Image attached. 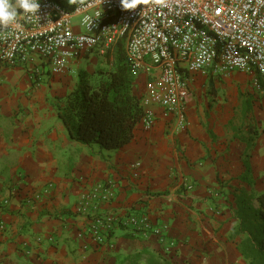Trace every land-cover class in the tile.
Here are the masks:
<instances>
[{"label": "crops", "instance_id": "obj_1", "mask_svg": "<svg viewBox=\"0 0 264 264\" xmlns=\"http://www.w3.org/2000/svg\"><path fill=\"white\" fill-rule=\"evenodd\" d=\"M59 1L71 7L75 0ZM93 54L64 75H43L39 83L27 68L0 67V264H123L144 250L173 264H250L234 216L235 195L252 191L241 180L247 150L241 129L250 122L236 126L238 110L219 104L209 107L208 116L198 95L215 79L250 75H194L184 123L157 105L142 75L137 89L146 96L145 109L155 113L153 127L146 131L141 122L128 145L101 150L72 140L62 120L65 99L78 82L73 72ZM256 114L264 123V102ZM250 154L254 192H264L255 189V166L264 170V135ZM185 178L195 184L190 193ZM99 182L113 184L114 200L94 204L89 215L79 213L83 194ZM48 185L53 187L44 193ZM214 190L221 192L220 201L212 198ZM108 214H146L175 247L166 250L155 239L117 227L108 238L114 248H100L88 223Z\"/></svg>", "mask_w": 264, "mask_h": 264}, {"label": "built area", "instance_id": "obj_2", "mask_svg": "<svg viewBox=\"0 0 264 264\" xmlns=\"http://www.w3.org/2000/svg\"><path fill=\"white\" fill-rule=\"evenodd\" d=\"M132 2L135 9L124 10L120 0H75L69 10L59 0H41L38 15L21 12L14 26L0 30V67L27 68L39 83L49 72L64 75L94 52L108 54L124 44L132 76L146 75L157 105L181 123L187 118L194 75L240 72L264 80V0ZM154 123L155 113L146 110L145 130ZM183 187L190 193L195 184L185 178ZM211 196L216 202L221 199L218 190ZM114 198L113 184L99 182L83 194L78 212L89 215L94 204ZM117 227L155 239L166 250L176 244L146 214L92 216L88 223L100 248H114L108 238Z\"/></svg>", "mask_w": 264, "mask_h": 264}, {"label": "trees", "instance_id": "obj_3", "mask_svg": "<svg viewBox=\"0 0 264 264\" xmlns=\"http://www.w3.org/2000/svg\"><path fill=\"white\" fill-rule=\"evenodd\" d=\"M136 83L120 45L114 60L106 54L93 73L81 70L76 87L65 99L62 113L70 138L83 145H97L101 150H119L128 145L146 115L145 95L137 89ZM244 109L246 112V104ZM260 136L255 127L243 132L247 150L241 180L252 191H243L234 197V216L239 221L237 233L243 236L240 250L250 264H264V192H254L255 180L250 163V152ZM126 261L131 264H173L161 254L148 250L126 258Z\"/></svg>", "mask_w": 264, "mask_h": 264}, {"label": "rangeland", "instance_id": "obj_4", "mask_svg": "<svg viewBox=\"0 0 264 264\" xmlns=\"http://www.w3.org/2000/svg\"><path fill=\"white\" fill-rule=\"evenodd\" d=\"M120 46H122L124 49V44H120ZM116 52L117 48L114 50V52L108 53L111 55L112 60L115 59ZM105 55L106 54L102 55L99 52H94L93 60L85 62L84 65H82L78 70H75L73 72L74 76H77V73L87 68L90 71H95L103 62ZM49 76H52L50 72ZM255 77L256 79H254L253 76L244 77L242 75H237L228 78L226 81L215 79L212 83H210L212 85L206 83V85L201 88V91L198 92L199 99H201L203 102L202 104L207 105L208 109L205 113L208 116L210 115L211 111H209V107L213 104L216 106L218 104L222 105L221 109L230 106V108H233V110H238V112H235L234 118V123L236 126L239 125L241 120L250 122L247 125H243V130L241 129V132H246L250 127H255L259 130L261 135H264V123L262 121H258L256 114L261 108H263L264 80L258 76ZM255 80L258 82L255 83ZM246 99L249 100L247 106V115L245 116L244 114L241 116V106ZM260 168L255 166V173L259 180L258 185L255 188L256 191L264 190L263 166ZM219 193L221 194L220 191Z\"/></svg>", "mask_w": 264, "mask_h": 264}, {"label": "clouds", "instance_id": "obj_5", "mask_svg": "<svg viewBox=\"0 0 264 264\" xmlns=\"http://www.w3.org/2000/svg\"><path fill=\"white\" fill-rule=\"evenodd\" d=\"M124 10L135 9L132 0H120ZM41 0H0V30L14 26L21 12L25 15H38Z\"/></svg>", "mask_w": 264, "mask_h": 264}]
</instances>
